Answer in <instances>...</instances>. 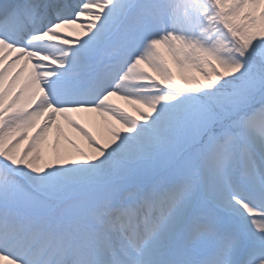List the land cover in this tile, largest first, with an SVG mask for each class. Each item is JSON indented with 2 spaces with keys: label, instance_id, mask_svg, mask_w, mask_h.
<instances>
[{
  "label": "snow or ice",
  "instance_id": "6c2138e0",
  "mask_svg": "<svg viewBox=\"0 0 264 264\" xmlns=\"http://www.w3.org/2000/svg\"><path fill=\"white\" fill-rule=\"evenodd\" d=\"M0 264H264V0H0Z\"/></svg>",
  "mask_w": 264,
  "mask_h": 264
},
{
  "label": "bare ground",
  "instance_id": "6f19581e",
  "mask_svg": "<svg viewBox=\"0 0 264 264\" xmlns=\"http://www.w3.org/2000/svg\"><path fill=\"white\" fill-rule=\"evenodd\" d=\"M27 74H25L26 76ZM24 77H22L23 79ZM119 98L118 97H114L113 98V101L114 103H117L119 104L120 106L126 108V109H132V106L129 105L127 102L123 101V100H118ZM88 115V117H87ZM75 118L79 119L82 121V124L87 128L89 126H93V129H95L98 134L101 136V135H105L106 136V133H104L102 131V128L99 126L100 125V118L97 114H74ZM60 124L61 126H65L67 128V130H69V134L67 133V135H64L63 137H61V140L62 141H67L65 139V137H68V138H71L73 140H75L76 144L80 147H83V146H87V143L86 141L84 140V138L74 129L72 128L66 121H64L62 118L60 120ZM90 124V125H89ZM60 131H63L60 130ZM96 132V133H97ZM63 133H66L65 131L62 132ZM51 134V133H50ZM49 134V138H48V142H47V145L48 146H51V145H54L55 144V138L57 136H55V134H53L52 136ZM65 147H68V146H64L61 151H63V149ZM48 151H49V155H51L53 153V148L52 147H49L48 148Z\"/></svg>",
  "mask_w": 264,
  "mask_h": 264
},
{
  "label": "rangeland",
  "instance_id": "374dc122",
  "mask_svg": "<svg viewBox=\"0 0 264 264\" xmlns=\"http://www.w3.org/2000/svg\"><path fill=\"white\" fill-rule=\"evenodd\" d=\"M118 100H120V99H118ZM127 110H128V109H127ZM128 111L132 112L133 115H136V113L133 111V109H129ZM87 117H88V115H87ZM80 122L82 123L81 120H80ZM89 125H90V124H89ZM87 128H88L89 131H91L94 135H97L98 138L100 137V135L98 134V132H97L95 129H93V126H89V127H87ZM62 129H63V131H65L66 133H63V134H62L63 131L57 130L56 128H53V131H52V133L55 134V136H57V137L54 139L55 142H56L57 140H59V147H60V149H62L64 146H68V145H67V141H62V140H61V137H63L64 135H67V133L69 134V130H67V128H66L65 126H62ZM96 132H97V133H96ZM68 147H69V146H68ZM83 148H85V149L87 150V146H83ZM72 151L75 152V149L73 148Z\"/></svg>",
  "mask_w": 264,
  "mask_h": 264
}]
</instances>
